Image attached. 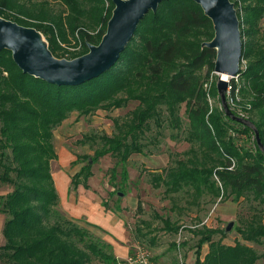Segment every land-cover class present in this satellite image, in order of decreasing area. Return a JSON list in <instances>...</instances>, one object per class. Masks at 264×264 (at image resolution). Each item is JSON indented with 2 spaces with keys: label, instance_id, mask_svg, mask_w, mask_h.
<instances>
[{
  "label": "trees",
  "instance_id": "1",
  "mask_svg": "<svg viewBox=\"0 0 264 264\" xmlns=\"http://www.w3.org/2000/svg\"><path fill=\"white\" fill-rule=\"evenodd\" d=\"M58 1L61 10H54L47 1L0 0V17L35 28L55 57L73 59L87 52L88 43L100 42L114 5L111 0ZM230 1L237 11L242 40L238 95L249 96L242 110L251 114L252 127L236 118L231 105L227 104L229 115L221 102L220 107L209 103L216 92L204 88L202 70L213 71L216 52L201 45L214 32L211 21L192 0L161 2L140 21L115 65L78 85L52 84L23 73L9 51H0V183L11 187L0 197V213L6 215L0 245L4 264L124 262L114 256L109 243L58 211L50 164L57 159L53 132L71 114L88 117L130 102L138 104L126 119L111 118L114 133L84 135L79 143L89 142L95 148L91 158H82L96 163L111 155L124 165L132 154H156V147L150 146L168 131L166 136L189 147L176 157L170 154L168 167L151 172L153 189L164 188V197L184 198L196 206L202 198L210 203L246 201L248 217L235 228L242 241L226 245L223 229L194 228L192 233L198 237L194 264H256L259 260L264 264V0ZM69 37L79 50L67 58L69 51L60 45H70ZM236 86L232 81L233 93ZM182 104L185 117L180 114ZM242 135L249 145L239 143ZM91 164L71 177L73 188L88 189ZM121 178L124 183L125 170ZM102 205L108 208L106 201ZM160 219L163 231L178 232L177 220ZM138 231L154 245L151 232ZM216 234L220 237L213 240ZM246 243L263 250L257 252ZM204 244L208 251L201 258Z\"/></svg>",
  "mask_w": 264,
  "mask_h": 264
},
{
  "label": "rangeland",
  "instance_id": "2",
  "mask_svg": "<svg viewBox=\"0 0 264 264\" xmlns=\"http://www.w3.org/2000/svg\"><path fill=\"white\" fill-rule=\"evenodd\" d=\"M42 1H47L54 10L62 9V5L58 0H30L31 3ZM69 43L70 45L65 43L60 45L63 49L69 51L65 54L67 58L71 57V52L79 50V47H73L74 40L71 37H69ZM202 74L205 76L204 81L207 85L204 88H214L216 92V94L210 95L209 103L212 106L220 107V96L216 90V83L220 76L214 74L213 71L208 72L206 67L203 68ZM246 99H249V96L244 95V93L239 94L230 111L235 114L236 118L252 127L248 122V117L251 114L242 110ZM236 102H239L242 107ZM137 104V102H130L124 108L112 111L99 110L88 117H78L76 113H73L54 130V146L58 158L51 162L50 167L51 174H53L60 188H66V191L69 188V192L73 193L75 188L70 183L71 177L89 163V159L93 156L95 147H92L91 143H79L84 135H111L114 133L111 118L126 119ZM184 109L185 106L182 104L180 114L183 117H185ZM163 133L165 136L160 137L157 144L150 146L152 148L156 147V154H132L124 165L118 161V158L111 155L99 158L96 163L91 162L92 176L87 181L88 189L86 190L96 195L99 200L106 201L109 208H120L124 217V227L129 235V241L126 245L131 253L134 254L139 248H142L155 264H194V249L198 239L192 233L194 228H200L204 225L210 229L224 230L227 223L233 221V227L229 233H225L222 243L234 245L235 240L242 241L235 228L241 226L243 219L248 217L246 201L235 203L228 199L210 203L209 198H202L199 200V205L196 206L187 204L184 198L174 197V200H172L173 198L164 197V188L153 189L149 183L151 172H160L168 167L171 164L170 154L173 156L174 154L180 155L189 147L187 143L174 141L166 136L168 131ZM151 134L152 132L147 133L148 136ZM238 139H240L239 143L241 145L250 144V141L243 135ZM79 157L81 158L79 159ZM82 157L90 158L85 160ZM123 170L127 172V179L124 183L121 180ZM10 188L8 185L0 183V197L10 192ZM88 191L85 192L87 196L90 194ZM112 191L114 194L109 196V192ZM57 209L59 211L58 205ZM160 218H169L172 222L177 220L178 232L168 233L163 231ZM5 220L6 215L0 213V245L3 244L1 231ZM85 228L89 230L88 226ZM138 229L144 234L151 232L150 237L156 238L154 245L148 238L141 236ZM89 231L97 236L91 230ZM219 237L220 235L216 234L212 238L217 240ZM246 244L255 248L257 252L263 250L261 246L252 243ZM207 251L208 245L204 244L201 258L204 257ZM0 264H4V261L0 260ZM91 264L100 263L93 260ZM122 264H129V262L124 261ZM256 264H263V261L259 260Z\"/></svg>",
  "mask_w": 264,
  "mask_h": 264
},
{
  "label": "water",
  "instance_id": "3",
  "mask_svg": "<svg viewBox=\"0 0 264 264\" xmlns=\"http://www.w3.org/2000/svg\"><path fill=\"white\" fill-rule=\"evenodd\" d=\"M114 8L106 24V31L98 44H87V52L73 59L57 58L38 30L19 25L0 17V51L11 53L13 62L23 73L57 85H78L112 68L120 54L134 36L140 21L158 5L167 0H111ZM200 6L211 21L213 38L202 47L213 49L216 57L213 72L219 75L216 90L220 101L227 107L226 91L229 80L239 74L242 40L237 11L230 0H192ZM225 76L226 79H223ZM235 118V117H234ZM257 144L261 146L258 132L254 130ZM89 163L91 160L89 159ZM233 221L227 223L229 233Z\"/></svg>",
  "mask_w": 264,
  "mask_h": 264
},
{
  "label": "crops",
  "instance_id": "4",
  "mask_svg": "<svg viewBox=\"0 0 264 264\" xmlns=\"http://www.w3.org/2000/svg\"><path fill=\"white\" fill-rule=\"evenodd\" d=\"M53 181L58 195L59 211L84 227L88 226L98 238L112 246L113 254L118 260L127 261L132 253L126 245L129 235L124 227L122 211L105 208L102 200L81 185L70 193L69 188L67 191L66 188H60L54 177ZM87 191L91 195L87 196Z\"/></svg>",
  "mask_w": 264,
  "mask_h": 264
},
{
  "label": "built area",
  "instance_id": "5",
  "mask_svg": "<svg viewBox=\"0 0 264 264\" xmlns=\"http://www.w3.org/2000/svg\"><path fill=\"white\" fill-rule=\"evenodd\" d=\"M261 27L264 30V15L261 21ZM214 73V72H213ZM215 74V73H214ZM217 75V74H216ZM231 82L228 83V88L226 91V100L228 101L227 103L229 105H234L235 101L238 98V89H239V79H238V75L236 77H234L233 79L230 80ZM232 81H234L236 83V88L234 89V93H233V88H232ZM207 85H205L206 87ZM129 264H155L151 261L149 255L147 254V252L142 249L139 248L134 254L132 253L128 260Z\"/></svg>",
  "mask_w": 264,
  "mask_h": 264
},
{
  "label": "bare ground",
  "instance_id": "6",
  "mask_svg": "<svg viewBox=\"0 0 264 264\" xmlns=\"http://www.w3.org/2000/svg\"><path fill=\"white\" fill-rule=\"evenodd\" d=\"M223 79H226L225 76H222Z\"/></svg>",
  "mask_w": 264,
  "mask_h": 264
}]
</instances>
